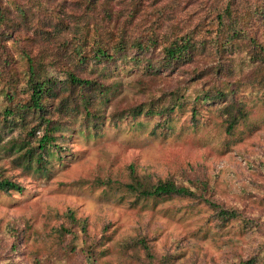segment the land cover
I'll use <instances>...</instances> for the list:
<instances>
[{
    "label": "rangeland",
    "instance_id": "rangeland-1",
    "mask_svg": "<svg viewBox=\"0 0 264 264\" xmlns=\"http://www.w3.org/2000/svg\"><path fill=\"white\" fill-rule=\"evenodd\" d=\"M77 1L43 4L40 13L44 16L38 12L37 29L31 25L25 34L37 43L40 27L49 26L52 9L77 32L79 27L71 25L73 13L78 12ZM107 5L117 17L126 18L127 0ZM195 9L190 4L178 12L174 22L179 31L191 28L190 23L207 14ZM146 14L140 11L129 27L133 36L148 37L150 25L142 20ZM202 19L200 23L212 28L211 20ZM161 32L171 34L167 27ZM165 40L160 38L157 47L153 46V60L159 57ZM15 57L22 74L27 64L22 55ZM216 57L207 52L193 63L160 74L141 75L138 69L118 72L110 78L115 89L101 102L104 123L89 131L81 118L71 119L70 131L57 140L62 157L55 154L48 159L46 174L26 168L16 153L5 149V142L22 133L21 127L2 130L0 179L20 183L24 190L0 191V264H150L142 246L121 249L122 243L137 237L147 239L157 257L154 264L164 258L167 264H235L263 247L264 231L246 228L240 221L218 228L214 211L205 202L178 196L137 199L123 187L131 181L130 166L152 180L173 178L189 185L205 178L212 186L213 199L238 207L245 216L260 221L264 230V84L242 85L239 97L245 102L247 116L230 133L214 107L202 110L197 125H193L190 111L179 112L173 129L165 130L154 128V119L144 120L142 126L135 120L116 124L110 119L116 110L157 99L178 87L186 94L194 93L195 85L207 78L196 79L197 70L210 72ZM50 74L65 77L51 68ZM3 88L0 82L1 111L8 104ZM18 90L13 92L14 101L23 97ZM71 212L86 219L87 231L70 218ZM96 241L101 245L96 263H92L81 248Z\"/></svg>",
    "mask_w": 264,
    "mask_h": 264
},
{
    "label": "trees",
    "instance_id": "trees-1",
    "mask_svg": "<svg viewBox=\"0 0 264 264\" xmlns=\"http://www.w3.org/2000/svg\"><path fill=\"white\" fill-rule=\"evenodd\" d=\"M26 1L27 4L20 0H0V82L8 101L0 110V140L2 130L21 127L22 133L5 142V149L16 153L26 168H34L41 174L47 173L50 157L55 154L62 157V146L57 140L70 131L71 119L81 118L89 131L97 130L104 123L106 116L101 102L115 89L116 83L110 78L123 69H138L141 75H153L193 63L207 52L217 56L210 72L197 70L200 74L196 79L207 78L195 85L194 93L186 94L178 87L157 99L116 110L110 116L116 124L130 119L138 126L144 120L154 119V128L162 130L173 129L179 112L190 111L193 125H197L202 110L214 107L230 133L247 116L245 102L239 97L242 85L264 84V0H127L125 19L117 17L114 9L108 7L115 0H78V12L73 13L71 20L73 27H79L78 31L73 32L74 28L67 26L61 13L52 9L49 26L40 27L37 43L25 30L31 25L37 29L38 12L51 0ZM190 4L196 7L194 12L206 10L207 14L198 16L199 22L190 23L192 27L181 32L174 21L178 12ZM140 11L147 12L142 20L150 25L146 39L133 36L129 30ZM40 16L44 15L40 13ZM204 17L212 21V28L207 29L200 23ZM40 21L46 22V19L40 17ZM164 27L171 34L162 35ZM160 38L166 39L165 45L153 60L150 53ZM16 54L22 55L27 64L22 74L16 65ZM50 68L65 77L50 74ZM16 90L23 97L14 101ZM130 173L131 181L123 187L137 199L194 198L214 211L218 228L240 221L246 228L264 231L260 221L245 216L238 207L213 199L212 186L205 178H197L187 185L173 178L152 180L138 174L133 166ZM23 190L20 183L0 179V191ZM69 215L87 231L86 219H78L72 212ZM64 231L69 229L59 230ZM99 243L81 248L87 261L96 263ZM138 246L145 249L150 264L157 261L145 237L127 240L121 249L127 251ZM167 263V258L159 260V264ZM235 264H264V246Z\"/></svg>",
    "mask_w": 264,
    "mask_h": 264
}]
</instances>
